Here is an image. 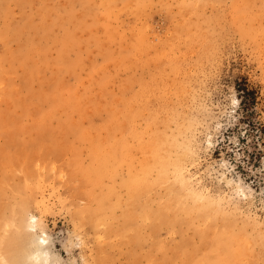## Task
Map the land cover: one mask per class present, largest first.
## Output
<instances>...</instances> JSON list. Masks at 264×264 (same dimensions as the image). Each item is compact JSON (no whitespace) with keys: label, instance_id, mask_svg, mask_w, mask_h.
<instances>
[{"label":"rangeland","instance_id":"obj_1","mask_svg":"<svg viewBox=\"0 0 264 264\" xmlns=\"http://www.w3.org/2000/svg\"><path fill=\"white\" fill-rule=\"evenodd\" d=\"M157 132L191 152L184 201L207 210L154 231L171 176L135 202L123 181ZM0 208V239L21 223V264L42 238L50 264H264V0H0Z\"/></svg>","mask_w":264,"mask_h":264},{"label":"bare ground","instance_id":"obj_2","mask_svg":"<svg viewBox=\"0 0 264 264\" xmlns=\"http://www.w3.org/2000/svg\"><path fill=\"white\" fill-rule=\"evenodd\" d=\"M18 54H20V52ZM16 55H17V53H16ZM19 58H20V56H19ZM23 62H24V60H23ZM69 91H70V89H69ZM69 93H71V91ZM40 95H42V94H40ZM74 100H75V98H74ZM122 116L127 119V118H129L131 116V114L129 112H127V110H123ZM161 132L153 133L150 136L148 135L149 137L147 139H145L144 141H140L139 137H138V140L140 141L138 143V150L140 151V149H141L142 151L140 153H142V154H143V151H145L144 152L145 155L140 160L138 159L139 162H137V163L140 164V165L138 164L139 165L138 166L139 169L136 168L135 171H134V169L133 170H129L128 169L130 172L131 171L135 172L134 175H132L130 172H128L130 174L127 176V178L128 177L129 178L128 179L125 178L124 181H123L124 183L122 182L123 185L126 184L127 187L129 186L128 187L129 190L131 189V194L129 196H130V199L135 202L134 196H135V192L136 191L137 192L140 191L139 193H143V195H145L146 192H148L147 189L150 188L149 187L150 185L152 186L153 183H157L158 181H162V180L168 179L171 176V180L169 181L171 184H170L169 189H168V197H167V199L164 200L160 204V206L158 205V208L155 211H153V213H152V215H153L152 221L147 219V220H149L151 222L150 225H151V227L154 228V231L158 228V226L160 224H166V225H170L171 227H175L176 224H179V223H182V222L183 223H185V222L188 223L190 221V218L192 217V215L199 213L200 210L202 212V215H204L206 210H207L206 207H204V206L195 207L193 205L187 204L184 201L187 198L184 195H190V196H196L197 195V194L194 193V191L190 190L191 188L190 189L188 188V185H187L188 183L186 181V177L187 176H185V170H184V166H183L185 160L188 158V156H190L189 154H191V152L188 151L187 149H183V148H186V147H184L185 144H183L182 150H179V151L177 150L178 152L177 151L175 152V149L177 147H179L180 145L176 142L175 139H173V137L171 139H166L164 137V135L161 134ZM39 133H41V132H39ZM39 133L37 132V135H39ZM128 133L131 136H133V137H137L138 136L137 132L134 131V129L133 130L130 129ZM170 136H172V135H170ZM43 138H42V140L44 141ZM140 138H141V136H140ZM168 138H169V136H168ZM10 139H11V137H10ZM34 140H35V138H34ZM36 140H37V137H36ZM38 140H40V139H38ZM46 141H49V140L47 139ZM31 142H29V143H31ZM39 142H41V141H39ZM41 144H38V145L41 146ZM135 144H137V142ZM35 145L38 146L37 144H35ZM134 146H136V145H134ZM123 147H124L125 151H128L131 148H133V144H132V147L128 148L129 145L127 144L126 141H124ZM40 150L38 149L37 151L40 152ZM40 155H42V154H40ZM112 159L113 158L110 156L109 153L106 152L104 154L103 160L97 165V167H98V169H99V171L101 173L109 174V172H110V168L109 167H111L110 163H111ZM29 171L31 172V169ZM137 171H139V173ZM151 171L155 172L154 173L155 175H154V177L152 179L149 178V173ZM26 174L27 175H25V176L29 175L28 173H26ZM136 174H137V176H136ZM6 175H8V174H6ZM29 176H31V175H29ZM27 179L28 178L26 177L25 182L27 181ZM25 184L28 185L27 182ZM29 185L32 186L33 184L29 183ZM174 186L179 187V188L176 189V188H174ZM23 187H24V185L22 183H19V184L11 186L12 194L16 196L18 193H20V191H21V189H23ZM128 188H127V191H128ZM182 188H184V189H182ZM144 192H145V194H144ZM20 204L21 203L18 204V208L13 212L15 215L21 216V214L25 211V206L24 205H20ZM169 208L181 210L184 213V216L177 217V216L173 215V217H168L166 215V210L169 209ZM1 211H2V209L0 208V213H1ZM132 214L129 215L128 221H131L132 218L135 216L134 214L133 215ZM136 215L140 216L141 218H146L147 216H149L148 209H145L144 207L141 208V209H138ZM4 223L8 226L7 228H10V230H12V232L9 235H7L6 237H3V238L0 239V245L3 246L4 248H6L7 251H8V253L6 254V257H3L2 262L0 264H21V262L23 260V257H17V253H19V250H20V247H21L20 232H19V229H21V226H20L21 223H20V221L18 219H16L15 221H12V222L10 221V219H6L4 221ZM7 230H9V229H7ZM202 232H203V230H199L198 231L199 235H201ZM203 235L201 236V239H202L201 241L202 242L204 241ZM44 239L45 238H42V240H44ZM183 242L184 241H182L181 244L179 243L180 244L179 246H181L183 244ZM37 243H36V245L39 246L40 243L38 241H37ZM207 244H209V246L211 248V250L209 251V253H210L212 251V249H213L212 240L208 241ZM224 245H225V243L222 242V235H220V238H219V240L217 242V246L220 247V248H223ZM39 247L36 248L35 250H33L30 253V257L31 258L35 257L36 260H41V262L43 260H45V259L48 260V253L46 252V250H41V247L40 248ZM0 248H2V247H0ZM209 253L205 255L204 259L207 260L211 256V253L210 254ZM25 254H27V253H25ZM2 255H4V254H2ZM187 256L192 258L194 264H198V260L194 256L189 255V254H187ZM229 259L230 260L231 259L234 260V255L227 257L226 261H228ZM52 264H55V263H52Z\"/></svg>","mask_w":264,"mask_h":264},{"label":"clouds","instance_id":"obj_3","mask_svg":"<svg viewBox=\"0 0 264 264\" xmlns=\"http://www.w3.org/2000/svg\"><path fill=\"white\" fill-rule=\"evenodd\" d=\"M236 195L241 199V200H255V193L253 192L252 188L249 185H245L243 180H241L239 183L236 185ZM40 227V222L35 219V217H29L28 221V228L31 231H36ZM40 247L41 248H47L45 245L49 243L48 240H41L40 242ZM85 246V242H81L78 247L83 248ZM31 260L33 261V264H50V262L45 259L42 262L37 261L35 257H32ZM80 264H85V262L79 261Z\"/></svg>","mask_w":264,"mask_h":264},{"label":"trees","instance_id":"obj_4","mask_svg":"<svg viewBox=\"0 0 264 264\" xmlns=\"http://www.w3.org/2000/svg\"><path fill=\"white\" fill-rule=\"evenodd\" d=\"M242 90V89H241Z\"/></svg>","mask_w":264,"mask_h":264}]
</instances>
